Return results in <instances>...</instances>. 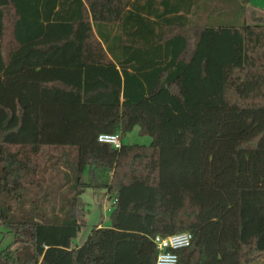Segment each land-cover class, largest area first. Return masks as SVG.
Listing matches in <instances>:
<instances>
[{"label":"trees","instance_id":"obj_1","mask_svg":"<svg viewBox=\"0 0 264 264\" xmlns=\"http://www.w3.org/2000/svg\"><path fill=\"white\" fill-rule=\"evenodd\" d=\"M250 1L0 0V264H156L153 237L184 230L178 264H264ZM136 126L150 143L123 141ZM88 187L111 222L77 244Z\"/></svg>","mask_w":264,"mask_h":264},{"label":"rangeland","instance_id":"obj_2","mask_svg":"<svg viewBox=\"0 0 264 264\" xmlns=\"http://www.w3.org/2000/svg\"><path fill=\"white\" fill-rule=\"evenodd\" d=\"M253 9H256L259 15L264 16V0L250 1L247 13L242 18V23L252 21L251 12ZM234 22L237 23V19ZM123 141L125 143L148 144L151 141V137L149 135H141L139 133V126H136L132 131L127 133ZM82 198L88 204V211L84 216L85 223L75 239L77 244H82L88 238L95 225L108 224L111 222L114 201V199L110 198L107 194L106 188L93 189L88 187L83 193ZM12 240V234L4 235L2 246H6Z\"/></svg>","mask_w":264,"mask_h":264},{"label":"built area","instance_id":"obj_3","mask_svg":"<svg viewBox=\"0 0 264 264\" xmlns=\"http://www.w3.org/2000/svg\"><path fill=\"white\" fill-rule=\"evenodd\" d=\"M99 141L107 142L120 148L122 140L120 134H107L99 135ZM194 238V234L190 230L179 231L167 236L156 235L153 240L156 244L158 255L156 264H178L179 254L178 251L182 248L188 247Z\"/></svg>","mask_w":264,"mask_h":264}]
</instances>
